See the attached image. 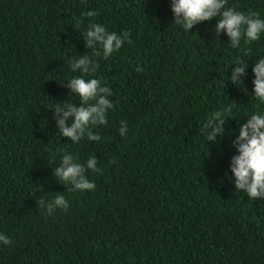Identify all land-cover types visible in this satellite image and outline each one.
I'll return each instance as SVG.
<instances>
[{
    "label": "trees",
    "instance_id": "1",
    "mask_svg": "<svg viewBox=\"0 0 264 264\" xmlns=\"http://www.w3.org/2000/svg\"><path fill=\"white\" fill-rule=\"evenodd\" d=\"M171 2L0 0V233L13 241L0 242V264H264V198L237 191L230 170L239 126L264 114L252 71L264 33L232 48L214 31L218 17L185 31ZM226 7L264 19V0ZM90 23L128 31L132 43L93 57ZM85 53L99 68L84 78L109 87L114 107L93 129L98 142L72 143L54 108L80 104L67 83L82 74L69 60ZM237 59L248 64L243 85L228 80ZM220 109L224 136L207 142L204 125ZM65 152L96 157L95 190L70 192L54 177ZM57 195L67 212L39 209Z\"/></svg>",
    "mask_w": 264,
    "mask_h": 264
},
{
    "label": "clouds",
    "instance_id": "2",
    "mask_svg": "<svg viewBox=\"0 0 264 264\" xmlns=\"http://www.w3.org/2000/svg\"><path fill=\"white\" fill-rule=\"evenodd\" d=\"M227 3L228 0H172L174 24L181 26L185 31H190L194 25L218 17L214 31L218 37L221 32H225L232 48H239L242 40L248 44L259 40L264 33V19L259 18L257 13L245 14L233 7H226ZM84 15L92 17L96 13L89 11ZM83 36L85 48L92 50L93 57L102 56L104 59L118 52L125 43H132L128 31L123 34L109 32L99 23H90ZM93 57L85 53L69 60L71 70L73 72L79 70L82 74L67 83L70 91L78 95L80 104L70 102L54 108L58 132L63 137L70 138L72 143H78L85 135L89 140L98 142L101 136L93 129L107 124L108 111L114 107L109 99L112 95L109 87L102 86L99 79L84 78L85 75L95 73L99 68V63ZM233 63L235 67L228 80H231L233 84L243 85L248 64L239 59ZM136 70L143 72V68L139 66ZM252 71L255 75L254 96L264 103V58L255 62ZM225 111L220 109L213 112L205 123L207 142L218 144L217 136L221 138L224 136V125L228 118ZM119 133L121 136L127 134L126 121H121ZM232 144L238 152L230 162L236 190L245 192L252 200L264 198V114L254 113L247 118L246 122L239 126V135ZM89 170L102 171L97 168L95 156L81 163L71 153L65 152L61 163L53 170V175L58 181L63 182L68 191L83 192L95 190L96 187L95 183L88 178ZM36 202L39 209L45 210L47 215H52L57 209L67 212L70 207L63 195H57L49 201L40 199ZM0 242L7 246L13 241L0 233Z\"/></svg>",
    "mask_w": 264,
    "mask_h": 264
}]
</instances>
